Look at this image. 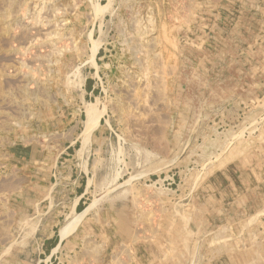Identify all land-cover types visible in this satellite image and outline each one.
<instances>
[{
    "label": "rangeland",
    "instance_id": "1",
    "mask_svg": "<svg viewBox=\"0 0 264 264\" xmlns=\"http://www.w3.org/2000/svg\"><path fill=\"white\" fill-rule=\"evenodd\" d=\"M254 1L0 0V264H264Z\"/></svg>",
    "mask_w": 264,
    "mask_h": 264
},
{
    "label": "crops",
    "instance_id": "2",
    "mask_svg": "<svg viewBox=\"0 0 264 264\" xmlns=\"http://www.w3.org/2000/svg\"><path fill=\"white\" fill-rule=\"evenodd\" d=\"M249 1V3H247V4H249V7H252V8H254V10L252 11V10H250V9H247L248 11L246 12L245 10L246 9H243L242 10V14H243V16H249V17H252L253 18V16H255L256 17V19L258 18V16L260 15V10L259 9H263V7H262V5H260L259 3H258V5L255 3L256 1H254V0H248ZM254 1V2H253ZM250 3H252V4H250ZM244 7V6H243ZM245 14H247V15H245ZM255 19V20H256ZM243 44V43H242ZM241 44V45H242ZM247 46L249 45V41H248V44H246ZM246 45L245 44H243L242 46L245 48L246 47ZM259 44H257V45H255V46H258ZM242 47V48H243ZM259 57H260V54H259ZM243 59V58H242ZM242 64H244L243 63V60H242ZM241 64V65H242ZM195 75V74H194ZM92 91V89H89V86H87L86 87V92L87 93H90ZM78 192H80V190H77V193ZM83 196H84V191L83 192H80V193H78V195H76V201L72 204V207H73V209L75 210V211H77V210H79L80 208H81V206L83 205V200H81L82 198H83ZM62 240L59 238V235H58V232L56 233V235L55 236H46V237H44L43 238V240H42V243H41V247H42V250L44 251H46L47 252V254L50 256L54 251H53V248H55V247H57L58 246V244L61 242Z\"/></svg>",
    "mask_w": 264,
    "mask_h": 264
},
{
    "label": "bare ground",
    "instance_id": "3",
    "mask_svg": "<svg viewBox=\"0 0 264 264\" xmlns=\"http://www.w3.org/2000/svg\"><path fill=\"white\" fill-rule=\"evenodd\" d=\"M85 113H86V117L88 118V120H92V115L95 114V113H98V115H99L101 113V110H99L96 107V105H94V103H92V105H87L86 104ZM98 115L96 117V120L99 118ZM94 118H95V116H94Z\"/></svg>",
    "mask_w": 264,
    "mask_h": 264
}]
</instances>
